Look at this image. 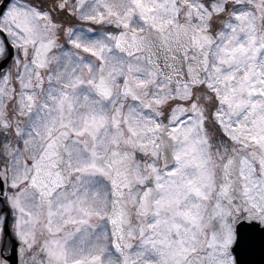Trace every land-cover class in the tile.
<instances>
[{
  "label": "snow or ice",
  "instance_id": "1",
  "mask_svg": "<svg viewBox=\"0 0 264 264\" xmlns=\"http://www.w3.org/2000/svg\"><path fill=\"white\" fill-rule=\"evenodd\" d=\"M256 232L264 0H0V264H239Z\"/></svg>",
  "mask_w": 264,
  "mask_h": 264
},
{
  "label": "water",
  "instance_id": "2",
  "mask_svg": "<svg viewBox=\"0 0 264 264\" xmlns=\"http://www.w3.org/2000/svg\"><path fill=\"white\" fill-rule=\"evenodd\" d=\"M241 232L246 235L249 234L250 230L240 228L237 226V241L239 242ZM239 264H264V237L256 232L254 233V239L244 250L241 251L238 257Z\"/></svg>",
  "mask_w": 264,
  "mask_h": 264
},
{
  "label": "flooded vegetation",
  "instance_id": "3",
  "mask_svg": "<svg viewBox=\"0 0 264 264\" xmlns=\"http://www.w3.org/2000/svg\"><path fill=\"white\" fill-rule=\"evenodd\" d=\"M235 254V253H234Z\"/></svg>",
  "mask_w": 264,
  "mask_h": 264
}]
</instances>
